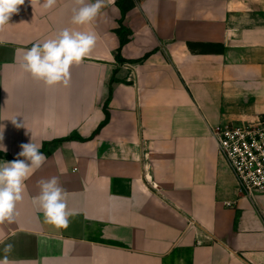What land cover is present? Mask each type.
<instances>
[{
	"label": "crops",
	"instance_id": "crops-1",
	"mask_svg": "<svg viewBox=\"0 0 264 264\" xmlns=\"http://www.w3.org/2000/svg\"><path fill=\"white\" fill-rule=\"evenodd\" d=\"M119 1L76 26L75 0H24L0 30V162L30 142L48 157L0 225V259L11 243L16 264H264V192L242 193L212 134L264 116V0H133L124 16ZM64 28L97 41L48 86L19 50ZM54 176L66 228L33 203Z\"/></svg>",
	"mask_w": 264,
	"mask_h": 264
},
{
	"label": "clouds",
	"instance_id": "clouds-1",
	"mask_svg": "<svg viewBox=\"0 0 264 264\" xmlns=\"http://www.w3.org/2000/svg\"><path fill=\"white\" fill-rule=\"evenodd\" d=\"M45 10L52 9L57 0H36ZM24 0H0V30L10 25L12 14L19 11V5ZM33 6V0H30ZM106 0H75L72 9L71 24L84 26L90 24L105 7ZM97 41V36L92 31H80L73 28H64L53 36L43 41L34 43L31 48L21 49L23 72L32 78L42 81L48 86L58 83H67L70 69L73 65L80 64L89 56ZM13 124H19L15 119ZM3 130H0V151H7L2 141ZM42 145L32 142L21 144V151L12 161L0 162V225L15 220L16 206L27 194L26 181L36 169H39L48 159L40 150ZM21 157L23 159H21ZM40 194L33 198V203L43 212L45 221L57 228H66L69 218L75 213L68 209L66 203V190L60 185L57 177L40 181ZM7 239L0 231V243ZM14 246L5 244L4 256L0 264H16L9 256Z\"/></svg>",
	"mask_w": 264,
	"mask_h": 264
},
{
	"label": "built area",
	"instance_id": "built-area-1",
	"mask_svg": "<svg viewBox=\"0 0 264 264\" xmlns=\"http://www.w3.org/2000/svg\"><path fill=\"white\" fill-rule=\"evenodd\" d=\"M219 153L236 175L242 193L264 192V116L212 130Z\"/></svg>",
	"mask_w": 264,
	"mask_h": 264
},
{
	"label": "trees",
	"instance_id": "trees-1",
	"mask_svg": "<svg viewBox=\"0 0 264 264\" xmlns=\"http://www.w3.org/2000/svg\"><path fill=\"white\" fill-rule=\"evenodd\" d=\"M119 4L122 8L123 11V16L126 14V12L133 6V0H120ZM119 34L121 37V43H120V47L118 49V53H117V57L119 59H122L121 57V51H122V47L123 45L126 43L127 41V34H128V30L125 29L123 23H121V29L119 30Z\"/></svg>",
	"mask_w": 264,
	"mask_h": 264
}]
</instances>
